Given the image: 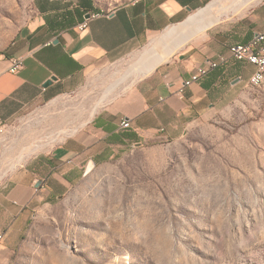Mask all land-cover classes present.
Here are the masks:
<instances>
[{"label": "rangeland", "instance_id": "obj_1", "mask_svg": "<svg viewBox=\"0 0 264 264\" xmlns=\"http://www.w3.org/2000/svg\"><path fill=\"white\" fill-rule=\"evenodd\" d=\"M39 1L0 0V54L35 20ZM132 1L91 0L104 13ZM242 1H214L207 20L228 21L260 0ZM189 20L111 65L104 79L2 127L0 185H13V170L35 165L89 121L101 101L120 99L147 76L124 79L154 49L170 53L158 66L165 65L213 26L193 34L198 23ZM89 167L69 191L31 212L10 264H264V84L227 83L180 138L126 147Z\"/></svg>", "mask_w": 264, "mask_h": 264}, {"label": "crops", "instance_id": "obj_2", "mask_svg": "<svg viewBox=\"0 0 264 264\" xmlns=\"http://www.w3.org/2000/svg\"><path fill=\"white\" fill-rule=\"evenodd\" d=\"M214 1L135 0L104 13L91 0H77L72 5L40 0L35 20L0 54V129L30 111L83 90L95 79H104L111 65L139 55L159 34ZM87 20L88 28L80 30L79 25ZM263 26L264 0H260L246 13L207 29L167 64L142 73L141 60L124 79L147 76L134 82L120 99L103 106L101 101L89 121L35 165L13 170V185H0V264H10L31 212L69 191L86 175L90 163L142 142L180 138L213 106L227 83L232 85L237 79L249 82L255 68L231 60L187 87L183 95L176 93L199 65L220 55L229 56L231 45L248 43ZM12 57L24 58V68L17 74L9 72ZM247 69H252L250 75H246ZM53 77L56 80L45 88ZM104 91V97H109V90ZM123 120L130 122L129 128L122 127Z\"/></svg>", "mask_w": 264, "mask_h": 264}, {"label": "built area", "instance_id": "obj_3", "mask_svg": "<svg viewBox=\"0 0 264 264\" xmlns=\"http://www.w3.org/2000/svg\"><path fill=\"white\" fill-rule=\"evenodd\" d=\"M89 15L91 17L97 16L96 14ZM88 26L89 21L87 20L79 25V29L85 30ZM231 60L237 63L251 65L255 68L249 80V84L252 87H260L264 84V26L248 43H236L231 45L229 48V56L220 55L217 59H209L204 64L199 65L191 78L182 82L176 93L183 95L187 87L191 86L193 83L200 82L202 79L208 77L211 72L222 66H226ZM23 68L24 58L12 57L10 59V73L17 74ZM172 85L171 82L168 83L169 87ZM121 124L124 129L130 127V122L128 120H123Z\"/></svg>", "mask_w": 264, "mask_h": 264}, {"label": "bare ground", "instance_id": "obj_4", "mask_svg": "<svg viewBox=\"0 0 264 264\" xmlns=\"http://www.w3.org/2000/svg\"><path fill=\"white\" fill-rule=\"evenodd\" d=\"M246 2H248L249 0H245ZM245 1H242L246 4ZM251 1V0H250ZM249 1V2H250ZM238 5V4H237ZM212 5L202 11H200L198 14L194 15L190 20H189V24H196L198 23L196 26L193 27L192 29V33L193 34H197L198 32H200L201 30L208 28L209 26L213 25L214 22L217 20L216 17L212 18L210 20H207L208 17H212L213 15V9H212ZM200 18L202 20L197 21V19ZM178 31L177 27L172 28L170 31H168V35L173 36L176 32ZM180 33V32H179ZM178 33V34H179ZM167 34V33H166ZM168 37V36H167ZM183 37V34H179L178 36H176V40H179ZM175 40V41H176ZM186 41V39L184 40ZM182 44V43H181ZM176 49V48H175ZM174 52V51H173ZM172 52V53H173ZM165 53V52H164ZM171 53V54H172ZM151 56H149L148 58H144L142 60L141 63V71L142 73H146L150 70H152L153 68H155L158 64L162 63L163 61H165L169 56L170 53L168 54H163L160 55L157 53V51L154 49L152 51V53L150 54Z\"/></svg>", "mask_w": 264, "mask_h": 264}, {"label": "water", "instance_id": "obj_5", "mask_svg": "<svg viewBox=\"0 0 264 264\" xmlns=\"http://www.w3.org/2000/svg\"><path fill=\"white\" fill-rule=\"evenodd\" d=\"M189 18H190V17H189ZM189 18H188L185 22H187V21L189 20ZM55 80H56V78L53 77L52 79H50L48 82H46V83L44 84V87H45V88L49 87V86L52 84V82L55 81ZM238 81H239L238 79L235 80V81H233V82H232V85H233V84H236ZM90 170H91L90 167L87 168V169H86V174L89 173Z\"/></svg>", "mask_w": 264, "mask_h": 264}]
</instances>
